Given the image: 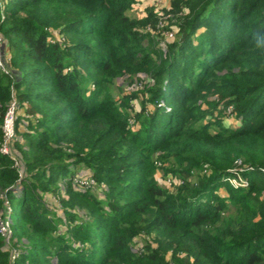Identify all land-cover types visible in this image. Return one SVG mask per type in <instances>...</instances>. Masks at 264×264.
<instances>
[{
  "label": "trees",
  "instance_id": "trees-1",
  "mask_svg": "<svg viewBox=\"0 0 264 264\" xmlns=\"http://www.w3.org/2000/svg\"><path fill=\"white\" fill-rule=\"evenodd\" d=\"M143 2L0 0V264H264V0Z\"/></svg>",
  "mask_w": 264,
  "mask_h": 264
},
{
  "label": "built area",
  "instance_id": "built-area-1",
  "mask_svg": "<svg viewBox=\"0 0 264 264\" xmlns=\"http://www.w3.org/2000/svg\"><path fill=\"white\" fill-rule=\"evenodd\" d=\"M166 36H173L172 32H166ZM2 39L0 36V67L4 72H7V69L4 65V62L6 60V57L4 56V52L2 51ZM15 109H16V103L11 102L10 105L8 106L6 112L4 113L3 120H2V137L3 141L0 145V152L3 154H9V144L11 140L14 137V121H15ZM264 171V170H263ZM228 181L231 185L233 186H243L247 184V180L243 177H229ZM0 230L5 236L8 238L10 234V230L8 227L7 222H2L0 224Z\"/></svg>",
  "mask_w": 264,
  "mask_h": 264
},
{
  "label": "rangeland",
  "instance_id": "rangeland-1",
  "mask_svg": "<svg viewBox=\"0 0 264 264\" xmlns=\"http://www.w3.org/2000/svg\"><path fill=\"white\" fill-rule=\"evenodd\" d=\"M146 3H148L149 5H151V6L154 7L153 9H154V12L156 13L157 16H159V17L161 16L163 18L162 20H164V21L166 20L167 21L168 15H170V14L168 13V14H165L164 15L163 14V11H162V8H164V9H167L168 8L167 6H169V0H146L145 3L143 2L142 7L136 6L135 8H133L132 10H130L131 15L132 16H138V17L143 16V14H144L143 13V9L147 5ZM158 25H162V24L159 23ZM164 39L167 40V41L168 40L171 41L173 39V36L171 37V36H166L165 35L164 36ZM112 89H113V91L116 90V92H117V89L116 88H112ZM125 89H126V86H122L121 91H126ZM138 104L139 103L136 102L135 105L137 106ZM155 176H156L158 182H160L162 185H164V186H166V185L167 186H170L169 185L170 180L168 178H165L164 179L163 178V174L161 173L160 170H157L156 171ZM173 179H175V178H173ZM0 223H2V222H0Z\"/></svg>",
  "mask_w": 264,
  "mask_h": 264
}]
</instances>
